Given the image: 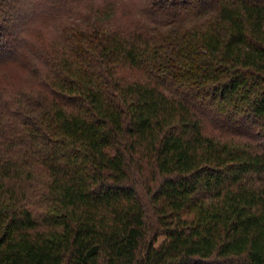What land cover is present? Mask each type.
<instances>
[{
    "label": "trees",
    "instance_id": "obj_1",
    "mask_svg": "<svg viewBox=\"0 0 264 264\" xmlns=\"http://www.w3.org/2000/svg\"><path fill=\"white\" fill-rule=\"evenodd\" d=\"M10 65L0 264H264V0H0Z\"/></svg>",
    "mask_w": 264,
    "mask_h": 264
},
{
    "label": "rangeland",
    "instance_id": "obj_2",
    "mask_svg": "<svg viewBox=\"0 0 264 264\" xmlns=\"http://www.w3.org/2000/svg\"><path fill=\"white\" fill-rule=\"evenodd\" d=\"M126 3H123V5ZM129 7V6H128ZM113 8V7H112ZM114 9V8H113ZM116 9V11H115ZM115 9H114V19L117 22L120 23H128L130 22V18H133L134 16L131 15V12L129 13L127 9H124L122 7V5H120V3L118 4L115 3ZM129 10H131V7H129ZM54 33L51 29H48L42 36H40V39H42L44 42H48L50 41L53 37H54ZM36 38V36H33ZM0 77H2V79H4V81L6 82H11V83H15V84H24V82L26 81V79H29V75L27 76L26 71H24V69H22L21 67H19V65L14 66V65H10V66H1L0 67ZM161 240V238L159 239Z\"/></svg>",
    "mask_w": 264,
    "mask_h": 264
}]
</instances>
